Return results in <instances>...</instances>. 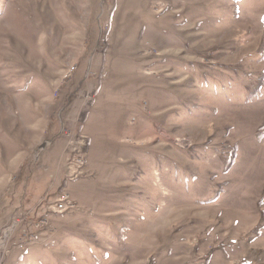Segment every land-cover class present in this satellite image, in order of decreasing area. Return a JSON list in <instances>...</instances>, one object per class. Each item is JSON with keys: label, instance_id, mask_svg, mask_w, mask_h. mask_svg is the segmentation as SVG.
<instances>
[{"label": "rangeland", "instance_id": "1", "mask_svg": "<svg viewBox=\"0 0 264 264\" xmlns=\"http://www.w3.org/2000/svg\"><path fill=\"white\" fill-rule=\"evenodd\" d=\"M0 194L6 264H264V0H0Z\"/></svg>", "mask_w": 264, "mask_h": 264}, {"label": "built area", "instance_id": "2", "mask_svg": "<svg viewBox=\"0 0 264 264\" xmlns=\"http://www.w3.org/2000/svg\"><path fill=\"white\" fill-rule=\"evenodd\" d=\"M77 158H78V160H77L78 162H83L85 160L83 155H79V156H77ZM68 196H69L68 193H62L60 195V198L55 205V209L57 211L63 210L66 207L65 202L68 199ZM46 222H48L47 219L41 220L40 222H37L35 225L37 227H41ZM13 229H14V227H5L3 229V231L0 232V264H4V260L6 257L5 256V249H6L8 241H9V238L12 235ZM16 245H18L19 248H24L25 242L22 241V242L17 243Z\"/></svg>", "mask_w": 264, "mask_h": 264}, {"label": "crops", "instance_id": "3", "mask_svg": "<svg viewBox=\"0 0 264 264\" xmlns=\"http://www.w3.org/2000/svg\"><path fill=\"white\" fill-rule=\"evenodd\" d=\"M78 108V107H77ZM77 108H75V109H73V112L72 113H67V111H64L63 113L65 114L64 116H65V124H66V126H67V123H69V125H72V123L73 124H75V129H76V126H77V124H78V122L80 121V116H81V114H82V112H83V108H79V109H77ZM67 113V114H66ZM71 115H73V116H71ZM64 116H62V117H64ZM55 120L53 119L51 122L53 123ZM64 124V123H63ZM50 126H53V125H50ZM74 149L76 150V151H78V152H82V151H84L85 153L86 152H88L87 151V149H88V146H86V142H84V144H75L74 145ZM91 152H92V150L90 149L89 150V152L87 153V155L88 156H91ZM24 167H25V165L23 166L22 165V163H21V172L24 170ZM1 195V194H0ZM22 205V204H21ZM36 210V208L35 207H33V205L30 207V210L28 211V213H31V212H34ZM13 214L11 213V214H9V216L8 217H10V216H12ZM22 216H25V215H23V214H21ZM5 227H0V232L1 231H3V229H4ZM21 231H23V229H21L20 231H19V227H14V229H13V232H12V235H11V237L9 238V240L13 237V235L14 234H16V233H18V232H20V235H21ZM8 243H9V241H8ZM8 243H7V245H8ZM6 248H7V246H6ZM6 251H7V249H5V256H6ZM6 261H7V257H5V260H4V264H6Z\"/></svg>", "mask_w": 264, "mask_h": 264}, {"label": "water", "instance_id": "4", "mask_svg": "<svg viewBox=\"0 0 264 264\" xmlns=\"http://www.w3.org/2000/svg\"><path fill=\"white\" fill-rule=\"evenodd\" d=\"M43 147H44V145H43Z\"/></svg>", "mask_w": 264, "mask_h": 264}]
</instances>
